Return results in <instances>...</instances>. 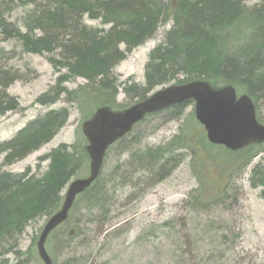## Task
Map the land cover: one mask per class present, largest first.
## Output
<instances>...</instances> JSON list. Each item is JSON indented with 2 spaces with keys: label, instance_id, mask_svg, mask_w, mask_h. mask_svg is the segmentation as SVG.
Segmentation results:
<instances>
[{
  "label": "trees",
  "instance_id": "16d2710c",
  "mask_svg": "<svg viewBox=\"0 0 264 264\" xmlns=\"http://www.w3.org/2000/svg\"><path fill=\"white\" fill-rule=\"evenodd\" d=\"M16 6L25 9L22 27L14 26L1 13L0 30L8 38L17 39L26 53H52L59 49L61 58L50 61L58 71L66 69L48 91L36 98L40 104L55 103L65 94L69 102L77 103L86 111L85 120L99 106L121 110L143 100L158 86L200 79L213 87L231 85L238 94H247L255 104L258 120L263 122L259 105V101L264 105L262 5L248 7L244 0H0V9L11 10ZM84 16L100 20L101 27L88 26L83 22ZM165 22H171V26L163 40L148 53L144 84L123 82V91L130 100L127 104L117 102L120 84L112 73L114 67L134 48L152 38ZM121 44L125 45L124 49H120ZM76 77L84 78L85 83L72 90L63 86L64 82ZM17 78L16 73L0 69V116L19 107L16 99L6 93ZM189 103L191 101L175 104L158 112L165 111L169 118H178ZM68 115L66 107L51 109L28 122L11 139L1 142L2 165L13 164L51 140ZM143 120L109 148L130 137ZM202 134L200 141L203 144L223 148L226 156L222 166L231 165L230 172L249 165L264 151V144H251L231 151L206 141L204 130ZM85 145V137L80 144L58 145L39 160H48L46 169L39 174H32L29 167L18 174L0 171V255L6 253L11 242L16 244L17 237L31 221L40 217L47 219L58 210L67 183L86 172L89 159ZM178 146L181 149L189 147L174 136L163 146L141 151L137 155L139 167L155 168V177L162 179L171 163L181 158L179 153L174 155ZM99 176L76 197L66 221L79 200L88 202L90 208L101 206L103 191ZM249 182L253 188H261L260 195L264 197L262 162L252 167ZM228 190H232L230 185L218 187L214 198H204L205 195L199 192L189 205L193 210L220 207L224 204L221 193ZM213 220L206 221L207 228H214V221L220 222ZM65 222L49 234L46 243ZM75 231L76 236L78 231ZM68 236H71L69 232ZM222 238L225 242L229 239L226 234Z\"/></svg>",
  "mask_w": 264,
  "mask_h": 264
},
{
  "label": "rangeland",
  "instance_id": "374dc122",
  "mask_svg": "<svg viewBox=\"0 0 264 264\" xmlns=\"http://www.w3.org/2000/svg\"><path fill=\"white\" fill-rule=\"evenodd\" d=\"M244 4L262 5L264 11V0H244ZM24 10L22 6L11 10L4 7L0 14L21 28ZM83 22L101 27L100 20L87 16ZM170 26L171 22L160 24L152 38L114 67L112 73L120 84L117 102L127 104L130 100L123 91V82L144 84L148 53L163 40ZM119 47L124 49L125 45ZM51 58H61L59 49L52 53H26L17 39L8 38L0 30V69L18 76L6 93L19 104L17 109L0 116V143L51 109L66 107L69 111L63 127L37 150L5 166L0 155V171L18 174L29 167L32 174H39L48 164V160H39L52 149L84 140L80 126L86 111L77 103L69 102L65 94L52 104L36 102L66 71H58ZM84 83V78L76 77L63 86L72 90ZM160 87L163 86L156 89ZM259 105L264 123V105L261 101ZM193 106V102L186 105L178 118H169L165 111L151 114L133 129L130 137L109 148L99 176L103 203L98 208H90L84 200L75 204L68 221L46 243L53 264H264V197L260 195L261 188H253L249 182L252 167L258 162L264 165V151L249 165L230 172L231 165L222 166L226 156L223 148H212L200 141L204 129L194 116ZM174 136L189 147L174 149V155L179 153L181 158L171 163L162 179L155 177V168L139 167L137 155L141 151L163 146ZM88 170L89 162L86 172L72 179L87 175ZM225 184L232 189L219 192L224 195L225 205L207 210H193L189 205L199 192L204 198H214L218 187ZM64 191L65 188L62 196ZM211 218L220 221L213 220L212 229L206 227ZM45 221V217L31 221L16 244L11 242L6 253L0 255V264H42L35 242ZM70 230L74 233L68 236ZM225 234L229 237L227 242L222 238Z\"/></svg>",
  "mask_w": 264,
  "mask_h": 264
},
{
  "label": "water",
  "instance_id": "95a60500",
  "mask_svg": "<svg viewBox=\"0 0 264 264\" xmlns=\"http://www.w3.org/2000/svg\"><path fill=\"white\" fill-rule=\"evenodd\" d=\"M187 101L193 102L195 118L203 126L210 143L231 151L264 143V123L257 119L254 102L247 94H238L231 85L213 87L207 81L196 79L160 87L121 110L99 106L81 123L89 159L88 173L68 182L60 207L45 221L38 235L36 250L42 264H53L45 246L46 240L52 230L67 220L75 198L99 176L108 148L147 114Z\"/></svg>",
  "mask_w": 264,
  "mask_h": 264
}]
</instances>
